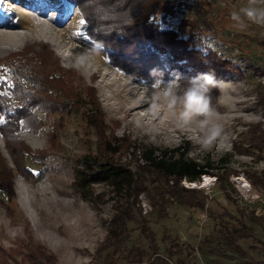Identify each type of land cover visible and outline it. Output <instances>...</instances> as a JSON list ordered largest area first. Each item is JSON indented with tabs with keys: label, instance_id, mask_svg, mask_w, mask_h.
Here are the masks:
<instances>
[{
	"label": "rangeland",
	"instance_id": "obj_1",
	"mask_svg": "<svg viewBox=\"0 0 264 264\" xmlns=\"http://www.w3.org/2000/svg\"><path fill=\"white\" fill-rule=\"evenodd\" d=\"M174 1L182 4L164 26L239 71L215 80L188 68L176 75L173 67L171 79L137 76L112 64L109 50L87 36L81 12L66 0H0V45L25 55L43 43L49 56L38 58L45 71L69 84L74 69L72 83L85 100L50 114L36 105L44 125L18 131L35 174L15 171L8 196L7 183H0V264H264V0ZM20 55L0 64L1 81L12 83L10 61ZM88 88L109 133L133 141L119 159L146 184L137 200L114 199L97 184L101 196L93 204L73 186L75 157L97 148L84 117L92 106ZM179 145L188 157L212 163L207 185L183 179L173 191L172 181L142 155L146 147ZM0 151L15 169L1 131ZM118 212L128 219L124 249L111 233Z\"/></svg>",
	"mask_w": 264,
	"mask_h": 264
},
{
	"label": "trees",
	"instance_id": "obj_2",
	"mask_svg": "<svg viewBox=\"0 0 264 264\" xmlns=\"http://www.w3.org/2000/svg\"><path fill=\"white\" fill-rule=\"evenodd\" d=\"M81 12L86 22V34L95 43L106 50L114 66L119 69L142 77L171 79L168 73L170 67L175 69L176 75L183 68H188L196 75L216 79L239 71L229 60L224 59L216 52L208 50L203 53L189 40L178 35L175 29L164 26L168 17L180 9L182 3L174 0H66ZM30 43H37L35 40ZM264 45V39L262 40ZM44 44L33 45V50L20 55L24 50L14 49L11 46L0 45V64L15 54L17 60L10 61L12 83L0 80V131L5 139L8 152L14 160L15 169L9 167L6 158L0 151V183L5 184L4 192L12 193L14 172L24 176L34 175L26 163V149L28 146L18 136L22 127H31L38 130L44 121L33 112V107L54 113L62 104L71 103L82 105L85 100L82 93H78L74 86L76 71L69 69V84L63 77L52 75L48 66L39 61ZM41 52V53H40ZM58 67L59 62L55 61ZM26 80L32 83L28 88ZM73 82V83H72ZM66 84V85H65ZM87 95L92 99V106L84 113L87 126L97 137L96 150L75 157L72 168L74 175L73 186L82 199L95 204L94 186L103 184L114 194L130 196L138 199L139 195L147 190L145 182L138 179L136 173L123 164L119 155L125 146L133 141L126 135L116 136L106 123V116L95 92L88 88ZM1 90L5 91L2 92ZM10 91L11 96L6 92ZM67 95L70 100L60 101V95ZM66 96V97H67ZM15 100V104L10 101ZM55 136L50 133V139ZM260 142L264 143V129L260 133ZM188 148L179 145L172 149H162L156 146L146 147L143 157L148 166L162 174L168 183L172 181L173 191H178L183 179L190 182L201 181L203 175L210 174L212 163H201L188 157ZM31 174V175H30ZM11 181V182H10ZM9 186V187H8ZM8 196V195H7ZM131 218V217H128ZM127 220L121 218L119 212L112 219L111 233L118 237L122 249L127 245ZM229 241V239H228ZM119 250V249H118Z\"/></svg>",
	"mask_w": 264,
	"mask_h": 264
},
{
	"label": "bare ground",
	"instance_id": "obj_3",
	"mask_svg": "<svg viewBox=\"0 0 264 264\" xmlns=\"http://www.w3.org/2000/svg\"><path fill=\"white\" fill-rule=\"evenodd\" d=\"M209 181H210V178L206 175V176L203 178V180L200 181V184L203 185V186H205V185H207V184L209 183ZM193 184H194L195 186L199 185V184H197L196 182H193Z\"/></svg>",
	"mask_w": 264,
	"mask_h": 264
},
{
	"label": "snow or ice",
	"instance_id": "obj_4",
	"mask_svg": "<svg viewBox=\"0 0 264 264\" xmlns=\"http://www.w3.org/2000/svg\"><path fill=\"white\" fill-rule=\"evenodd\" d=\"M81 23H83V21H81ZM189 99L191 100V99H192V97L190 96V97H189Z\"/></svg>",
	"mask_w": 264,
	"mask_h": 264
}]
</instances>
